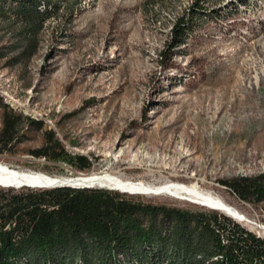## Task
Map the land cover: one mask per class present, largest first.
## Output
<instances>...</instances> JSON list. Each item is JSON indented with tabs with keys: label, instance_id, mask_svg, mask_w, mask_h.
<instances>
[{
	"label": "rangeland",
	"instance_id": "374dc122",
	"mask_svg": "<svg viewBox=\"0 0 264 264\" xmlns=\"http://www.w3.org/2000/svg\"><path fill=\"white\" fill-rule=\"evenodd\" d=\"M50 2L24 53L21 25L0 20V100L29 120L10 149L0 148V164L53 177L113 173L145 187L177 183L238 216L264 210V201H243L222 183L264 170V0ZM179 19L184 35L174 46ZM45 130L91 168L33 156Z\"/></svg>",
	"mask_w": 264,
	"mask_h": 264
},
{
	"label": "trees",
	"instance_id": "16d2710c",
	"mask_svg": "<svg viewBox=\"0 0 264 264\" xmlns=\"http://www.w3.org/2000/svg\"><path fill=\"white\" fill-rule=\"evenodd\" d=\"M50 1L42 9V0H0V20L12 16L22 27L23 53L34 46ZM183 27L180 19L174 25V46ZM0 108V148L7 150L29 120L1 100ZM31 154L80 170L92 166L86 156L68 157L51 130ZM222 183L243 201H264V170L254 179ZM0 264H264V240L218 211L118 190L0 187Z\"/></svg>",
	"mask_w": 264,
	"mask_h": 264
},
{
	"label": "bare ground",
	"instance_id": "6f19581e",
	"mask_svg": "<svg viewBox=\"0 0 264 264\" xmlns=\"http://www.w3.org/2000/svg\"><path fill=\"white\" fill-rule=\"evenodd\" d=\"M253 84L257 86L258 75H252ZM244 178V177H243ZM0 185L11 187H34L51 188L54 186H72V187H97L109 190H121L129 194L156 195L166 194L180 199L188 200L192 203L205 206L214 210H219L226 215L239 221V225L251 233V227H245V220L241 219L231 208L214 197L203 193L191 186H185L177 183H167L162 186H147L124 181L122 177L113 173H91L78 177H53L37 172H26L12 170L3 164H0ZM263 213L264 210H260ZM258 238L264 240V234H258Z\"/></svg>",
	"mask_w": 264,
	"mask_h": 264
},
{
	"label": "built area",
	"instance_id": "2783aa9c",
	"mask_svg": "<svg viewBox=\"0 0 264 264\" xmlns=\"http://www.w3.org/2000/svg\"><path fill=\"white\" fill-rule=\"evenodd\" d=\"M250 214H240L241 219L245 220V227H251V234L257 237L264 234V215L251 210Z\"/></svg>",
	"mask_w": 264,
	"mask_h": 264
},
{
	"label": "water",
	"instance_id": "95a60500",
	"mask_svg": "<svg viewBox=\"0 0 264 264\" xmlns=\"http://www.w3.org/2000/svg\"><path fill=\"white\" fill-rule=\"evenodd\" d=\"M4 187V186H3ZM22 187V186H21ZM26 187H29V186H26ZM55 187H64V186H54V187H51V188H55ZM66 187H72V186H66ZM13 188H19V187H13ZM72 188H84V187H72ZM85 188H92V187H88L86 186Z\"/></svg>",
	"mask_w": 264,
	"mask_h": 264
}]
</instances>
